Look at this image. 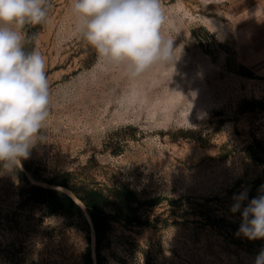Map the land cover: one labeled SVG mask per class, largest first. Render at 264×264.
I'll list each match as a JSON object with an SVG mask.
<instances>
[{"label": "rangeland", "instance_id": "1", "mask_svg": "<svg viewBox=\"0 0 264 264\" xmlns=\"http://www.w3.org/2000/svg\"><path fill=\"white\" fill-rule=\"evenodd\" d=\"M69 3L51 0L48 23L27 28L38 34L29 49L46 58L50 117L29 157L0 169V264H82L95 250L92 227L47 216L30 190L64 172L91 188L129 184L142 201L161 198L137 209L148 225L112 223L104 264H254L264 238L237 233L249 190L261 181L264 192V11L161 0L174 65L129 79L98 62Z\"/></svg>", "mask_w": 264, "mask_h": 264}, {"label": "clouds", "instance_id": "2", "mask_svg": "<svg viewBox=\"0 0 264 264\" xmlns=\"http://www.w3.org/2000/svg\"><path fill=\"white\" fill-rule=\"evenodd\" d=\"M51 0H0V165L4 171L19 167L47 128L51 91L47 62L29 45L28 26L47 24ZM76 34L104 66L121 68L129 79L154 66H172L174 41L162 29L165 13L161 0H70ZM247 199L234 197L232 211H241ZM238 235L249 240L264 238V195L251 199L241 212ZM254 264H264V249Z\"/></svg>", "mask_w": 264, "mask_h": 264}, {"label": "trees", "instance_id": "3", "mask_svg": "<svg viewBox=\"0 0 264 264\" xmlns=\"http://www.w3.org/2000/svg\"><path fill=\"white\" fill-rule=\"evenodd\" d=\"M31 34L29 33L30 36ZM32 176L38 179L34 173ZM22 178L30 185V180L23 173ZM46 183L49 187L30 185V190L40 195L38 202L47 211V216L61 215L74 226L84 230L92 227L94 231L95 250L87 248L82 256V264L105 263L103 251L109 246V233L113 222H125L128 226H146L148 223L138 215L137 209L161 202V198L142 201L129 184L109 187L106 190L84 186L75 182L70 172L61 173L46 180ZM262 190L261 181H257L249 190V198L264 195Z\"/></svg>", "mask_w": 264, "mask_h": 264}, {"label": "crops", "instance_id": "4", "mask_svg": "<svg viewBox=\"0 0 264 264\" xmlns=\"http://www.w3.org/2000/svg\"><path fill=\"white\" fill-rule=\"evenodd\" d=\"M233 12L246 15L254 11H264V0H228Z\"/></svg>", "mask_w": 264, "mask_h": 264}]
</instances>
